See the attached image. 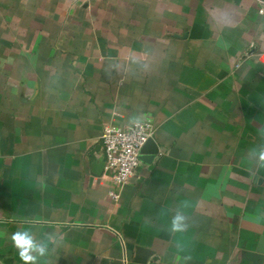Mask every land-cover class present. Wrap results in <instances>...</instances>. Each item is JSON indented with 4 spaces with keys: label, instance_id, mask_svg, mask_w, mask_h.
Returning <instances> with one entry per match:
<instances>
[{
    "label": "crops",
    "instance_id": "crops-1",
    "mask_svg": "<svg viewBox=\"0 0 264 264\" xmlns=\"http://www.w3.org/2000/svg\"><path fill=\"white\" fill-rule=\"evenodd\" d=\"M260 6L0 0V264L22 228L53 235L41 264H264ZM133 115L159 155L114 202L101 137Z\"/></svg>",
    "mask_w": 264,
    "mask_h": 264
},
{
    "label": "built area",
    "instance_id": "built-area-1",
    "mask_svg": "<svg viewBox=\"0 0 264 264\" xmlns=\"http://www.w3.org/2000/svg\"><path fill=\"white\" fill-rule=\"evenodd\" d=\"M260 14L264 15V0H260ZM155 134L153 120H143L140 126H107L102 134L105 153L104 174L111 183L109 195L114 202L122 196V190L129 184L142 165L141 152Z\"/></svg>",
    "mask_w": 264,
    "mask_h": 264
},
{
    "label": "clouds",
    "instance_id": "clouds-1",
    "mask_svg": "<svg viewBox=\"0 0 264 264\" xmlns=\"http://www.w3.org/2000/svg\"><path fill=\"white\" fill-rule=\"evenodd\" d=\"M147 119L146 115L143 117L133 115L129 119V125L140 126L142 121ZM258 132L261 138L264 139V126H261ZM242 163L249 167L264 169V144L250 148L243 157ZM189 207L188 202H182L180 209L172 215L169 226L170 233H183L188 229L189 225L185 211ZM0 235H3V233H0ZM9 239L12 246L17 250L22 264H41V260L48 256L54 238L52 234L45 233L43 239H38L30 228H22L13 232Z\"/></svg>",
    "mask_w": 264,
    "mask_h": 264
},
{
    "label": "water",
    "instance_id": "water-1",
    "mask_svg": "<svg viewBox=\"0 0 264 264\" xmlns=\"http://www.w3.org/2000/svg\"><path fill=\"white\" fill-rule=\"evenodd\" d=\"M159 155V147L155 140L151 138L144 146L141 152V161L144 163H151ZM105 164V163H104Z\"/></svg>",
    "mask_w": 264,
    "mask_h": 264
}]
</instances>
